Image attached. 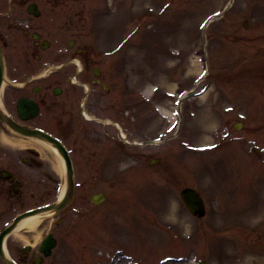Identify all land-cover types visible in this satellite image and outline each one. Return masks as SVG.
I'll return each mask as SVG.
<instances>
[{"label":"rangeland","instance_id":"rangeland-1","mask_svg":"<svg viewBox=\"0 0 264 264\" xmlns=\"http://www.w3.org/2000/svg\"><path fill=\"white\" fill-rule=\"evenodd\" d=\"M67 1L71 37L84 49L122 44L111 57L131 58V120L119 88L113 111L127 139L168 140L160 148L131 149L119 136L71 145L79 162L75 199L51 264H264V0H236L212 23L207 57L202 24L228 0ZM63 18L56 13L55 27ZM222 65L225 76L214 70ZM203 88L184 100L179 133L169 139L177 99ZM84 146L100 160L80 152ZM111 156L119 161L115 175ZM184 187L203 197L202 219L180 200ZM98 192L106 201L93 206L89 196Z\"/></svg>","mask_w":264,"mask_h":264},{"label":"flooded vegetation","instance_id":"flooded-vegetation-1","mask_svg":"<svg viewBox=\"0 0 264 264\" xmlns=\"http://www.w3.org/2000/svg\"><path fill=\"white\" fill-rule=\"evenodd\" d=\"M52 1L0 0V264H51L55 250L46 256L41 245L49 235L58 244L65 227L63 212L55 220L46 217L34 227L11 231L3 247L2 234L17 217L56 199L65 175V148L77 174L79 162L71 157V145L117 140L122 128L113 112L118 88L125 103L120 112L127 121L133 110L131 58H112L110 48L99 53L84 49L71 37L67 19L65 27H52ZM31 3L37 5L36 17L27 13ZM224 66L214 70L225 76ZM83 150L100 160L89 146ZM119 150L126 157L131 154ZM110 158L115 175L119 161ZM88 168L93 172L95 163Z\"/></svg>","mask_w":264,"mask_h":264},{"label":"water","instance_id":"water-1","mask_svg":"<svg viewBox=\"0 0 264 264\" xmlns=\"http://www.w3.org/2000/svg\"><path fill=\"white\" fill-rule=\"evenodd\" d=\"M181 197L193 214H198L199 216L203 214L204 209L202 200L198 197V194L194 190L185 189L182 191Z\"/></svg>","mask_w":264,"mask_h":264},{"label":"bare ground","instance_id":"bare-ground-1","mask_svg":"<svg viewBox=\"0 0 264 264\" xmlns=\"http://www.w3.org/2000/svg\"><path fill=\"white\" fill-rule=\"evenodd\" d=\"M63 189H64V186H63L62 189H61L60 195L62 194ZM31 221H33V219H31Z\"/></svg>","mask_w":264,"mask_h":264}]
</instances>
